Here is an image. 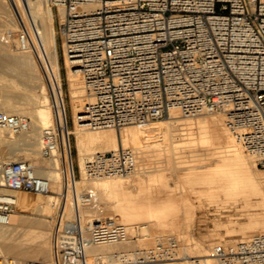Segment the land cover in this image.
<instances>
[{
  "label": "built area",
  "instance_id": "built-area-1",
  "mask_svg": "<svg viewBox=\"0 0 264 264\" xmlns=\"http://www.w3.org/2000/svg\"><path fill=\"white\" fill-rule=\"evenodd\" d=\"M65 13L63 51L83 76L89 100L79 124L92 129L121 128L159 120L171 108L184 115L221 112L230 132L264 168V0H47ZM62 32V31H61ZM17 37L27 49L24 29H6L2 41ZM73 122L75 118L73 116ZM0 127L26 132L31 118L0 110ZM69 121L56 118L43 130L40 153L66 157L63 134ZM70 154L72 153L69 147ZM139 153L120 146L85 160L88 179L129 175L138 169ZM50 180L28 159L0 164V226L11 224L18 192L47 194ZM75 194V195H74ZM93 189L72 191L73 227L57 226L52 260L19 261L0 253V264H80L92 245L125 242L129 227L114 217L83 223L80 205H92ZM175 236L122 252L114 264H149L181 257ZM214 262L264 264V233L234 245L216 244ZM94 264H103L95 262Z\"/></svg>",
  "mask_w": 264,
  "mask_h": 264
},
{
  "label": "bare ground",
  "instance_id": "bare-ground-1",
  "mask_svg": "<svg viewBox=\"0 0 264 264\" xmlns=\"http://www.w3.org/2000/svg\"><path fill=\"white\" fill-rule=\"evenodd\" d=\"M58 14L63 33L64 10L59 8ZM55 16L46 0H0V110L31 118L30 129L23 133L15 135L0 127V164L29 159L36 172L50 180L51 189L47 194L18 192L19 203L11 224L0 226V253L19 261L34 258L51 261L53 224L48 217L56 213L62 196L64 204L57 224L73 227L75 207L70 201V192L75 189L78 195L90 188L97 194L94 204L80 205L83 223L99 217H114L126 224L130 233L125 242L90 246L80 264L97 261L114 264L123 252L115 248L132 247V234L135 235L137 227L139 246L154 245L170 235L182 241L181 250L185 255L180 258L183 259L150 264L214 262L212 248L216 244L234 245L237 240L264 233V168L256 165L253 156L230 132L224 113L188 116L171 108L167 120L123 126L120 132L114 127H86L76 120L89 100L85 81L66 59L70 108L75 123L63 134L65 159L60 154L51 159L41 155L43 130L58 117L64 124L68 121ZM22 26L31 37L29 48H21L17 37L12 43L2 41L6 29L16 32ZM40 63L45 78L39 69ZM71 134L75 136L79 172L85 168L88 157L120 146L138 151V169L125 177L88 179L82 173L78 179L74 157L69 152V147L72 151ZM151 156H158L162 164L150 165ZM189 156L192 158L188 159ZM175 168L193 170L185 175L187 184L177 186L179 190L168 185L169 173ZM193 179L201 182L199 187L191 183ZM64 187H67L65 192ZM204 199L214 207L216 215L227 214L228 220H217L212 232L202 239H193L188 232L189 220L197 209L204 208ZM234 209L238 213H227ZM221 226L227 229V234L218 232ZM226 236L235 237L229 240ZM194 257L199 258L191 259Z\"/></svg>",
  "mask_w": 264,
  "mask_h": 264
},
{
  "label": "rangeland",
  "instance_id": "rangeland-1",
  "mask_svg": "<svg viewBox=\"0 0 264 264\" xmlns=\"http://www.w3.org/2000/svg\"><path fill=\"white\" fill-rule=\"evenodd\" d=\"M47 2V0H46ZM48 3V2H47ZM49 4V3H48ZM50 5V4H49ZM54 12H55V18H56V30H57V41H58V51H59V59H60V65H61V76H62V79H61V86H62V89H63V93H64V97H65V101H66V106H67V114H68V121H69V125L70 127H73L74 126V122H73V113H72V109L70 108V97H69V87H68V80H67V76H68V72H67V68L65 67V57H64V51H63V37H62V32H61V23H60V16L57 12L56 9H54ZM29 12V11H28ZM39 69L41 71V74L42 76L45 78V71L43 69V65L40 63L39 64ZM5 92V91H4ZM1 93V92H0ZM3 93V92H2ZM181 113V112H180ZM216 113H220V112H216ZM182 114V113H181ZM184 115V114H183ZM167 120L168 119V115L165 116L164 118H161L159 120H154V121H148V122H157V121H161V120ZM132 125V124H131ZM118 132H120V128H116ZM16 135V134H15ZM71 142H72V154H73V157H74V164H75V169H76V177L78 179H81L82 178V175L81 173L79 172V169H78V158H77V151H76V147H75V136L74 134H71ZM152 153V152H150ZM192 157H188V159H190ZM154 159V160H153ZM156 159V160H155ZM159 157L158 156H151L150 157V165L152 166H156L158 164H162L159 160ZM162 161V160H161ZM154 162H156V165L154 164ZM158 163V164H157ZM215 165V164H214ZM209 167V166H208ZM213 168V166H210L209 168ZM204 169H207V168H204ZM166 171H169V170H166ZM177 171V172H176ZM193 171L192 168H175L174 170L171 171V174L169 173V178L170 180L168 181V185L170 186V188L172 189H176L178 185H182L184 183H186V179H185V175L189 172ZM165 172V171H164ZM179 176H178V175ZM131 175V174H130ZM130 175H124L125 176H130ZM177 175V176H176ZM183 176V177H182ZM177 177V178H176ZM183 180V181H182ZM179 181V182H178ZM195 179H193V181H191V183H195L196 185H198V187L200 186L201 182L200 181H196ZM200 182V184L198 183ZM187 184V183H186ZM193 184V185H195ZM195 185V186H196ZM197 187V186H196ZM67 187H64L63 189V192L66 191ZM178 189V188H177ZM87 190V189H85ZM179 190V189H178ZM71 191V189H70ZM84 191V190H82ZM72 192H70V196L72 197L71 195ZM70 197V198H71ZM59 204H58V207H57V211H55L56 213H53V216H50L48 217L50 219V222L51 224H53V228H52V241H53V236L55 234V231H56V228H57V222L59 221V213L61 212L60 210H62L63 208V204H64V198L61 196L60 197V200H59ZM72 202V198L70 200ZM195 202L196 204H199V200L198 199H195ZM203 202H205V206L203 209H197L196 210V213H195V216L193 218H190L189 220V224H190V227H189V235L190 237H192L193 239H202L204 238L206 235H208L210 232L213 231V229L216 228V225L215 223L218 221H222V222H225L228 220V216L227 214L226 215H223V216H220V215H216L215 212H214V207L213 206H209V203H206V199L203 200ZM198 206V205H197ZM235 210V209H234ZM231 210V211H227V213H238L237 210ZM17 213V212H16ZM30 215H33L32 212L28 213ZM58 216V217H57ZM75 216V215H74ZM238 214L235 216L237 217ZM75 218V217H74ZM184 220V218L182 219ZM221 222V223H222ZM218 232L220 234H227V229L224 228V226H221L218 230ZM135 235L132 234V240H133V246L130 247L129 249L127 247H123L122 249L117 247L115 248V251H117L118 249L119 250H122L123 252H132L134 249H137V248H140V247H148V246H152V245H147V246H139V243L138 242V237L140 236V229L139 227H137V229L135 230L134 232ZM139 234V235H138ZM170 236H175V235H170ZM169 236V237H170ZM169 237H166V238H169ZM176 237V236H175ZM235 237V236H233ZM233 237H230V236H226V239H231ZM178 238V237H177ZM179 239V238H178ZM229 239V240H230ZM217 240H219V238H217ZM216 240V241H217ZM137 241V242H136ZM240 240H237L236 242H238ZM182 241H180V247H182L181 244ZM118 250V251H119ZM180 253H181V256L182 255H185L184 253V250L180 249ZM198 259L199 257H194V258H191V259ZM34 259H41V258H34ZM180 259H183V258H180ZM25 260H28V259H25ZM44 260V259H43ZM20 261H24L23 260H20ZM166 261H171V260H160V261H156V262H152V263H157V262H166ZM107 262V260L105 261ZM150 264V263H149Z\"/></svg>",
  "mask_w": 264,
  "mask_h": 264
}]
</instances>
